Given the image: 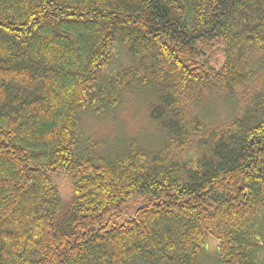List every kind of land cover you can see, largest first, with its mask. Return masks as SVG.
<instances>
[{
	"label": "trees",
	"instance_id": "16d2710c",
	"mask_svg": "<svg viewBox=\"0 0 264 264\" xmlns=\"http://www.w3.org/2000/svg\"><path fill=\"white\" fill-rule=\"evenodd\" d=\"M142 90L160 150L83 137ZM210 236L264 264V0H0V264H197Z\"/></svg>",
	"mask_w": 264,
	"mask_h": 264
},
{
	"label": "rangeland",
	"instance_id": "374dc122",
	"mask_svg": "<svg viewBox=\"0 0 264 264\" xmlns=\"http://www.w3.org/2000/svg\"><path fill=\"white\" fill-rule=\"evenodd\" d=\"M213 96L204 97L198 106H201L209 121H218L231 113L232 106L225 103L222 96L218 99ZM155 100L152 91L142 90L137 95L127 93L120 106L107 116H96L87 110L81 117V133L87 140L101 142L102 149L108 148L114 153L132 141H137L145 150L158 151L166 144L167 137L149 116V109ZM57 182L63 195L70 197L73 190L69 178L60 176ZM216 247L217 240L213 236L208 237L197 264H219Z\"/></svg>",
	"mask_w": 264,
	"mask_h": 264
}]
</instances>
